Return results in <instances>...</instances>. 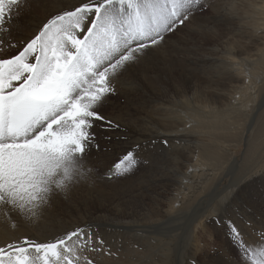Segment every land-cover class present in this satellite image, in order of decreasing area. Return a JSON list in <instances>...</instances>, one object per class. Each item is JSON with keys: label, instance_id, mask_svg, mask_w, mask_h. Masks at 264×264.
Masks as SVG:
<instances>
[{"label": "snow or ice", "instance_id": "1", "mask_svg": "<svg viewBox=\"0 0 264 264\" xmlns=\"http://www.w3.org/2000/svg\"><path fill=\"white\" fill-rule=\"evenodd\" d=\"M27 3L0 0V217L13 225L14 217L36 222L53 199L99 178L89 156L99 148L93 129L119 127L102 113L105 104L203 11L202 0H76L17 39L13 21ZM138 155L139 145L126 149L105 178L131 173ZM248 179L236 176L226 188ZM224 222L232 247L223 264H264V217ZM93 237L90 226L69 225L50 239L5 241L0 264H93L88 253L103 244Z\"/></svg>", "mask_w": 264, "mask_h": 264}, {"label": "bare ground", "instance_id": "2", "mask_svg": "<svg viewBox=\"0 0 264 264\" xmlns=\"http://www.w3.org/2000/svg\"><path fill=\"white\" fill-rule=\"evenodd\" d=\"M221 2L223 3V6L213 8L217 21H215V23H207L203 26V30L206 31L209 39L213 38L212 30H217L219 32V36L210 40L209 45L206 43L195 44V46L203 52V55L197 57L195 61L205 62L209 59L216 60L215 64H210L206 68L195 69V72L204 76L206 80L212 79L211 86H219L216 88L213 99L210 101V105L208 107H205L204 105L200 106L204 112H207L211 115L210 117L214 118L213 122L215 128L204 123L197 122V120H184L182 117L175 114L177 111L174 110L172 113L175 115L167 123H163L162 121L164 119H162L157 113V101H147V97L151 93H166V89L162 88L160 82L158 81L159 66L162 63H165V61H168L174 75L178 74L182 66L183 52L186 51L187 47H185L182 43L183 39H173L174 41H171V43L166 46L153 50L148 57L146 64L142 65L136 72L134 83H130L128 81H122L120 83L115 96L122 100L121 107L119 105V98L116 102L110 98L111 100L109 99L106 103L110 111L107 110V114H104V112L102 113L118 124L119 127L110 128L106 126L104 122H97L93 129L96 143H98L99 148L97 149L96 147H92L90 149L89 156L93 163L94 161L97 163L99 162L106 173H100L99 178H102V180L97 178L92 182L100 186L101 189L91 191L88 187H86V192L80 193L84 186V184H80L73 190L70 198L58 196L53 199L51 204L44 210L40 219L34 223H26L18 217H14L15 223L13 225L4 221L3 217H0V244L5 241L23 238L24 236L39 240L50 239L53 236L62 233L63 230L67 228V224L77 227L91 226V224L87 225V222L90 221H93L96 225L104 224L108 227H116L119 230L127 231H138L135 230V228L138 229L141 227H154L155 232H158V229L163 228L168 220H172L166 219V217L168 214H171V211L174 208L171 206L167 209V204L162 203L161 200L156 201L153 219L147 216L146 221L140 224H135L133 226H127L125 224V222L131 218V212L140 200L141 193L136 197H131L128 200L118 202L116 205L117 214L113 217V219H102L99 221V219L95 216V213L100 209L112 208L114 200L110 197L104 198L105 196H109L112 192H123V196H127L131 190L135 189L140 184L145 183L146 180L148 182L150 177L151 180L148 182L150 185L152 183L159 184L154 189L174 191L173 202L177 201L178 204H175V206H179L177 212L181 211L186 203L198 201L203 193L211 186L217 187L219 185L221 180H223V178L227 175V169L233 167L229 165L228 162H222L217 168L205 171L198 162L201 159L207 158L206 150L200 146L195 156L191 154V150L188 151L187 149L188 152L183 151L182 149L187 148L190 143L182 144L180 141H177L180 140L181 133L196 129H205L206 131L214 133L216 130H226L239 140L249 130H253L256 136H258L260 132L258 124L262 122V119H264V102H258V98H261L264 101V0H223ZM68 3H76V0H28V3L25 5L26 11L22 14H17L18 19L13 21L14 32L17 33L20 39L32 35L36 26L41 21L45 20L50 14H54L56 11L62 9ZM246 44L249 45L248 49H245ZM190 60L192 61V59ZM209 68H211V72L208 76H205V70ZM178 85V81H172L171 86L174 92L178 91ZM145 104L148 107V110L141 108L144 107ZM170 106L171 104H168V107L166 108L168 114ZM216 111H218L217 114ZM222 115H225V117L221 120H217V118ZM235 117H239V122L237 124L235 123V120L232 121ZM161 122V129L170 133L165 137H161L173 144V150L175 149L174 145L181 149L178 165H174L172 167L162 166L154 175H150L148 172H145L144 176L142 175V179H139L138 182H135L136 180L131 181L132 179L128 181L129 178H121L124 179V182L116 184V182H112L110 179L105 178L109 167L114 162L118 161L126 149L141 144L143 139L148 138L147 132L149 133L150 131L148 125L152 124L157 128ZM187 123H189L188 127H191L190 130H186ZM103 129H106L107 132H103ZM98 134L101 136H97ZM116 138L122 140L119 146L121 155L119 157H116L117 152L114 148L105 149L103 144V141H111ZM156 138H158V136L153 137V139ZM129 139L133 140V143H131ZM161 144L162 143L159 142V145ZM263 145L264 142H261L260 140L254 142L251 146L252 153H255ZM214 148L216 150L218 149L216 147ZM224 151L228 159L235 160L237 158L229 149H224ZM246 154L247 151L245 150L243 155ZM217 158L220 162L221 156L219 155ZM146 159H148V156H146ZM243 159L242 165L243 169H245V167L248 166V162L246 160V156ZM261 161L262 164L259 167L251 169L245 176H256L264 173V157ZM144 167H147V165H144ZM231 174L232 177L235 175L240 176L239 172L234 168L232 169ZM127 176L129 175L122 177ZM97 180L104 181L105 183H100ZM235 190L236 189H227V194H232ZM158 196L161 197L162 194L159 193ZM254 198L256 199L257 204H250L247 209L241 213V218H253L256 221L259 220V224L262 219V210H264V188L260 191V193H257ZM259 198L263 199L262 202L258 201ZM223 212L225 211H222V213ZM213 215L214 212L195 216L193 222H197V225L194 226V229H191L192 236H194V233L197 232L198 225L201 226L205 224L208 219L213 217ZM88 219L91 220L89 221ZM105 226L104 228H107ZM142 235L144 234L142 233ZM128 236L129 235H127V238ZM152 240L159 241V246L161 245L160 241L161 243H164L165 246H169L170 243L168 241V236L166 235L154 237ZM155 243L153 244L156 245L158 242L156 244ZM139 248L141 247L139 246ZM163 248L165 249V247ZM159 249L161 250V248ZM129 250L128 253L131 252ZM131 250H133V248ZM166 250L167 247L163 252L168 251ZM141 253H144V251ZM195 255L196 253H194V259L196 260L197 257H195ZM93 256L91 257L93 258ZM154 256L159 257V255L156 256V254ZM161 257L162 256H160V258ZM109 258H102L99 260L97 258L94 259H97V262L101 261L107 264H120L119 260L114 259L115 257H113V259ZM163 258L165 261L166 258ZM169 258H171V256ZM148 260H150V258ZM133 261L135 262V260ZM129 264H131V262H129Z\"/></svg>", "mask_w": 264, "mask_h": 264}, {"label": "rangeland", "instance_id": "3", "mask_svg": "<svg viewBox=\"0 0 264 264\" xmlns=\"http://www.w3.org/2000/svg\"><path fill=\"white\" fill-rule=\"evenodd\" d=\"M221 1L223 0H202L203 11L198 13L195 19L191 23L187 24V26L185 27L180 28L176 33L171 35L168 38L167 43L164 45L166 46L167 44L171 43V41H174L173 39H177V40L183 39L182 43L187 48L186 51L183 52L182 66L178 74L174 75L172 73L171 65L168 61L162 63L158 68V81L160 82L161 87L166 89V93L163 92L151 93L147 97V101L149 100L157 101L158 103L157 113L160 115L162 119H164L162 121L163 123H167L175 114H177L180 117H182L184 120H188V119L197 120V122L204 123L206 125L215 128L213 122L214 118L210 117L211 115L208 114L207 112H204V110L201 109L200 106L204 105L205 107H208L210 105V101L213 99L216 88L219 86H211L212 79L206 80L204 76L197 74L195 72V69L206 68L210 64H215L216 60L209 59L206 60L205 62L195 61L197 57L203 55V52L200 49H198L195 46V44L206 43L207 45H209L210 40H212L216 36H219V32L217 30H212L213 38L209 39L206 31L203 30V26L206 25L207 23H215V21H217V17L215 16L213 8L223 6V3ZM25 11H26V7L24 6L19 11L18 14H22ZM13 35L17 39H20V37L17 35L16 32H14ZM248 46L249 45L246 44L245 49H248ZM190 59H192V61ZM205 72H206L205 76H208V74L211 72V68L206 69ZM174 80L179 82L177 92H174L171 86V83ZM110 98L113 99L114 102H116V100L119 97H116L114 95L111 96ZM258 102H264V101L261 98H258ZM168 104H171L169 109V114L167 113L166 110ZM119 105L120 107L122 105V100L120 98H119ZM107 106L108 105L105 104L104 108L102 109V112H104V114L108 113L107 110L110 111ZM141 108L148 110L146 104L144 107ZM173 110L177 112L173 114L172 113ZM217 113L218 111H216V114ZM224 117L225 115L219 116L217 120L219 119L221 120ZM234 120L235 123L237 124L239 122V117H235L232 119V121ZM162 122L158 125L157 128L152 124L148 125L150 129L149 133L147 132L148 138L143 139V142L141 144H138L139 163L137 164L135 169L131 173L127 174L129 175L127 177H118L116 179H110L112 182H116L117 184L124 182L123 180L128 178H129L128 181L132 179L131 181L136 180L135 182H138L139 179H142V175L144 176L145 172H148L150 175H154L158 172V170L162 166L172 167L174 165H178L180 160L179 155L181 149L178 146L174 145L175 149L173 150V144L162 138L170 134L168 131H164L163 129H161ZM188 125L189 123L186 124L187 126L186 130L191 129V127H188ZM258 129L260 131L258 136H256L253 130H249L239 140H237L231 133H229L226 130H216V132L214 133V132L206 131L205 129H196L193 131L181 133L180 140L177 141H180L182 144L190 143L191 145L189 144L187 148H183L182 150L185 152L191 150V154L193 156L196 155L200 146L206 150L207 158L201 159L198 162L205 171H207L208 169L217 168L219 165H221L222 162H228L229 165H231L236 171H238L240 175H247V172H249L251 169H255L262 164L261 159L264 157V145L260 149H258L255 153H252L251 150L252 144L257 140L264 142V119H262V122L258 124ZM103 132H107V130L103 129ZM97 136H101V135L98 134ZM155 136H158V138L153 139V137ZM129 141L133 143V140L129 139ZM121 142H122L121 139L116 138L111 141H103V144L105 149L114 148L117 152L116 157H119L121 156L119 149ZM159 142H161L162 144L159 145ZM214 147L218 149L216 150ZM224 149H229L232 152V154L235 155L237 158L235 160L228 159V157H226L225 155ZM245 150L247 151V154L243 155ZM219 155L221 156L220 162L218 161L217 158ZM146 156H148V159H146ZM245 156L248 162V166L245 167V169H243L242 164L244 160L243 158ZM157 161H161L162 163ZM94 163L96 167L100 170V173H106L104 168L99 164V162L97 163L94 161ZM144 165H147V167H144ZM233 168L227 169V175L223 178V180H221V182L217 187L211 186L210 188H208L209 193L207 189L204 192L205 195L203 193V195L200 197L198 201L186 203L183 209L179 212H177L179 206H175V204H178V202L177 201L173 202L174 191L154 189L159 184L152 183L150 185L148 182L151 180V177L148 182L146 180L145 183L140 184L135 189L131 190L127 196H123V192H112L109 196H105L104 198L106 197L112 198V200H114V204L112 205L111 209H100L98 212L95 213V216L99 219V221H101L102 219H113V217H115L117 214L116 205L118 204V202L128 200L131 197H136L140 193H141L140 200L133 208L131 212V218L129 220L126 219L128 220L125 222L127 226L140 224L146 221L147 216L153 219L157 200H161L162 203L167 204V209H169L171 206L174 207L173 210L171 211V214H168V216L166 217V219H172V220H168L167 223L163 226V228H160L158 229V232H155L154 227H150V228L141 227L142 229L135 228V230L138 231H127V230H119L116 227L113 228L109 226L110 227L109 228L108 226H105L103 224L105 227H107L104 228L103 225H98V224L96 225V223L90 221L91 219H88L90 222H87V225L91 224L92 226L91 227L90 225H88L91 227V230L94 233V237H93L94 242L95 240H102L104 242L102 245L100 244L96 245V247L99 248L100 250L95 251V254L94 252L88 253L89 257L95 261V262L93 261V264H101V263L107 264L105 262H101V261L97 262V261L99 259L109 258V257H110L109 259H113V257H115L114 259L119 260L120 264H129V262H131V264H142V263L143 264H150V263L151 264H182V263L185 264L186 260H189L191 257L194 258V253H196L197 255V256L195 255V257H197L196 259L197 264H223L225 255L232 247L229 237L226 234V223L224 222V220L228 216H231L233 219H238V218L241 219L242 217L241 213L244 210H246L250 204L256 203V199L254 197L256 196L257 193H260V191L264 188V173L256 176H247L250 177V179H248L245 183H242L238 189H236L232 194H230L231 199H227L229 194H227L226 186L230 184L231 180L234 177H236V175L232 177L231 171ZM98 179L102 180V178H98ZM101 180H97V181L100 183H105L104 181ZM86 187H88L91 191H96L101 189L100 186L94 184L93 182H89L84 184L83 189L80 191V193L86 192L85 191ZM159 193L162 194L161 197L158 196ZM262 200H263L262 198L258 199V201L261 202ZM222 211L225 212L222 213ZM210 212H214V215L220 214L219 222L217 219H213L211 217L210 219L207 220L205 224L201 226L198 225L197 232L194 233V236H192L191 229H194V226L197 225V222H193L194 217L200 214H208ZM261 217H264V210H262ZM247 219H251L253 222H255L258 225L259 220L256 221L255 219L249 217L244 218V220ZM69 225L70 224H67V227ZM142 233L144 235H142ZM163 234L168 236V241L170 242L169 246H165V244L161 243V241H160L161 245L159 246V241L152 240V238L154 237L161 235L164 236ZM127 235H129L128 238ZM139 237H141L142 239ZM151 241L153 243H155V241L156 243L157 242L158 243L157 244L155 243L156 245H154ZM128 245H130L131 247ZM139 246L141 248H139ZM163 247H165V249L167 247L168 251L166 250L167 252H163L165 250ZM132 248L133 250H131ZM159 248H161V250ZM128 250L131 252L128 253ZM141 250H143L144 253H141L143 252ZM115 254L118 255L116 256ZM155 254L156 256L159 255V257H155L154 256ZM169 255L171 256V258H169L170 257ZM91 256H93V258ZM160 256L162 257L160 258ZM163 257L166 258L165 261ZM94 258H97L98 260ZM149 258L150 260H148ZM133 260H135V262Z\"/></svg>", "mask_w": 264, "mask_h": 264}]
</instances>
